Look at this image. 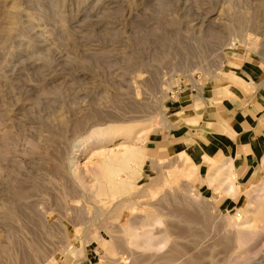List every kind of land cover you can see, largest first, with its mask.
I'll return each mask as SVG.
<instances>
[{"label": "rangeland", "instance_id": "rangeland-1", "mask_svg": "<svg viewBox=\"0 0 264 264\" xmlns=\"http://www.w3.org/2000/svg\"><path fill=\"white\" fill-rule=\"evenodd\" d=\"M228 76L264 117V0H0V264H264V153L239 185L165 137ZM131 146L137 174L99 193Z\"/></svg>", "mask_w": 264, "mask_h": 264}, {"label": "crops", "instance_id": "crops-1", "mask_svg": "<svg viewBox=\"0 0 264 264\" xmlns=\"http://www.w3.org/2000/svg\"><path fill=\"white\" fill-rule=\"evenodd\" d=\"M247 63L249 62L242 61V63L235 64L241 70H250L251 66ZM228 78L231 79V82L226 85ZM235 80L232 76L226 77L223 84L228 86L226 90L229 92L224 91L227 98L220 99L218 107L216 104L212 106L213 108L207 106L204 111L196 114L201 115L202 118L197 126L190 128L181 126L180 134L172 133L165 137L170 140L173 135L175 140L178 139L176 142L180 140V144L184 140V146L186 141L192 140L194 134L203 137L206 142L199 143L201 140L198 139L195 141L197 146L203 149H212L213 153L219 152L224 156L228 155L226 158L231 159L237 183L242 185L241 181L250 179L261 164L264 153V124H262L261 117L262 119L264 117L259 113H263V111H259L255 107L257 103L254 100H259L256 98L257 95L254 100L252 98L248 102L244 101L247 96L238 88V85H235L237 82ZM189 134L190 136H187ZM184 148L187 149V146ZM239 192L235 191L233 194L238 195Z\"/></svg>", "mask_w": 264, "mask_h": 264}, {"label": "bare ground", "instance_id": "bare-ground-1", "mask_svg": "<svg viewBox=\"0 0 264 264\" xmlns=\"http://www.w3.org/2000/svg\"><path fill=\"white\" fill-rule=\"evenodd\" d=\"M130 128H126L125 132H129ZM108 135H111L108 133ZM144 157V149L140 147H127L124 148L120 154L112 155L110 162H103L100 169L102 170V177L104 182H99L98 192L103 193L106 191V185L109 187L112 197L115 196L116 192L121 191L129 183L128 180L137 174L139 168L137 166L128 165L129 160H133L137 163H141ZM135 165V164H134ZM120 171H126L128 176L124 179H119L118 174ZM234 178V177H232ZM217 181V178L214 179ZM211 181V179H209ZM234 181H231L233 187Z\"/></svg>", "mask_w": 264, "mask_h": 264}]
</instances>
